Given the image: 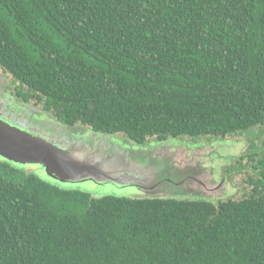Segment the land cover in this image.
I'll list each match as a JSON object with an SVG mask.
<instances>
[{
	"label": "trees",
	"instance_id": "1",
	"mask_svg": "<svg viewBox=\"0 0 264 264\" xmlns=\"http://www.w3.org/2000/svg\"><path fill=\"white\" fill-rule=\"evenodd\" d=\"M0 66L64 125L226 137L264 127V0H0ZM249 158L259 178L217 203L95 197L0 159V264H264Z\"/></svg>",
	"mask_w": 264,
	"mask_h": 264
},
{
	"label": "rangeland",
	"instance_id": "2",
	"mask_svg": "<svg viewBox=\"0 0 264 264\" xmlns=\"http://www.w3.org/2000/svg\"><path fill=\"white\" fill-rule=\"evenodd\" d=\"M15 85L16 82L13 81L12 76L0 66V106L6 109L12 107L20 112L21 116L31 117L35 123L40 125H43L45 121L54 131L65 129L64 124L59 122L52 112L43 111L42 106L34 102H31L32 106L27 105L22 102V99L12 94L11 91H14ZM0 120L11 124V121L4 115H0ZM81 127L88 129L87 126L76 125L74 130H79ZM263 131V126L256 125L226 137L214 136L208 139L207 137L182 136L168 137L161 141L152 138L145 144L133 143L122 134L115 135H122L125 139L113 137L109 142L104 141L102 144L92 139L93 132H89L90 135L88 132L83 134L77 132L78 135L62 138L66 144L87 148H109L110 144L119 146L122 159L127 160L126 164H132L133 168L135 167L133 173L137 172L145 178V181L151 180L152 186L163 184L168 187L161 191L163 192L159 194L161 197L203 199L217 203L224 199L243 197L249 190L253 179L259 178L260 170L255 167V161L252 162L249 156L259 152L264 157ZM58 136L61 138L60 135ZM244 154L248 156L242 161L243 164L237 163L240 156ZM137 156L138 166L133 160ZM0 159L26 172L32 171L51 184L66 189L83 190L95 197H138L142 194L140 186L129 181L115 183L110 179L102 180L92 176H57L55 172L50 171L48 166H46L47 170L44 165L19 160L12 147L6 148L1 144ZM130 176L133 180L134 176ZM182 181H184L183 187L179 185ZM168 189V193L164 192Z\"/></svg>",
	"mask_w": 264,
	"mask_h": 264
},
{
	"label": "water",
	"instance_id": "3",
	"mask_svg": "<svg viewBox=\"0 0 264 264\" xmlns=\"http://www.w3.org/2000/svg\"><path fill=\"white\" fill-rule=\"evenodd\" d=\"M22 102L31 105L29 102ZM42 109L47 113L49 112L43 107ZM12 110L13 113H17L15 109L12 108ZM3 111L4 109L0 108V115L7 117V115L3 114ZM18 115L17 121L8 119L11 121V124L0 120V144L6 148L12 147L17 158L19 157V160L25 163L48 166L50 171L55 172L57 176H92L102 180L110 179L115 183L129 181L140 186L142 194L138 197H161L159 196L160 193H163L161 191L168 188L163 184L152 186L153 182L151 180L145 181V178L138 175L137 172L133 173L132 171L135 167L133 168L132 164H126L127 160L122 159V156L119 154V146L109 143V148H87L75 144H66L62 138L73 137L79 133L93 132L95 135H91L92 139L102 144L104 141L109 142L113 137L125 139L122 135L98 133L90 128L86 129L83 127L79 128V130H74L75 126L68 125H64L65 129L62 128L61 130L54 131L45 121L43 125H40L39 123H35L31 117L21 116L20 112H18ZM58 139L60 140L58 141ZM127 139L133 143L141 144L130 138ZM133 160L137 165L138 156L133 158ZM124 165L127 166L125 167ZM130 175L134 176L132 177L133 180L130 179ZM183 182L179 183L181 187H183ZM164 192L168 193L169 189Z\"/></svg>",
	"mask_w": 264,
	"mask_h": 264
},
{
	"label": "flooded vegetation",
	"instance_id": "4",
	"mask_svg": "<svg viewBox=\"0 0 264 264\" xmlns=\"http://www.w3.org/2000/svg\"><path fill=\"white\" fill-rule=\"evenodd\" d=\"M15 86H16V85H15ZM14 88H15V87H14ZM11 92H12V94H14L15 96H17L16 93H15L14 91H11ZM17 98H19V97L17 96ZM19 99H21V98H19ZM22 100H23V99H22ZM29 103H31V102H29ZM0 108L4 109L3 114L7 115L6 118H8V119H10V120H12V121H17V118H19L18 112H17V113H13V110H12L11 107H8L7 109H6L5 107H0Z\"/></svg>",
	"mask_w": 264,
	"mask_h": 264
}]
</instances>
